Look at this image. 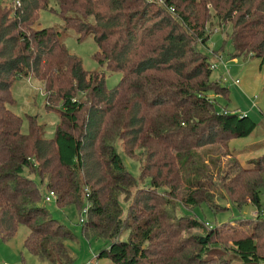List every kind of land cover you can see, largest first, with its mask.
I'll use <instances>...</instances> for the list:
<instances>
[{
  "label": "trees",
  "instance_id": "1",
  "mask_svg": "<svg viewBox=\"0 0 264 264\" xmlns=\"http://www.w3.org/2000/svg\"><path fill=\"white\" fill-rule=\"evenodd\" d=\"M41 9L57 14L61 28L34 27ZM213 20L228 25L222 39L231 43L230 57L264 64V0H0V237H13L25 224L30 253L53 264L74 261L65 242L74 233L44 205L33 173L54 190L58 206L88 200L82 232L107 241L98 255L111 264H264L258 232L235 234L226 245L215 224L167 211L178 194L186 205L211 206L213 183L203 180L210 171L200 160L208 152L195 151L225 147L257 124L248 114L218 109L210 96L229 92L212 77L203 49ZM67 29L79 41L92 34L96 61L121 73L115 84L108 86L103 71L90 72L69 52L62 40ZM27 75L43 83L56 108L51 137L35 117L23 129L10 107L14 83ZM117 141L125 153L144 156L141 177H149L124 216L120 197L131 195L137 178ZM249 163L225 172L221 185L233 203L248 196L260 206L256 175L264 173V154Z\"/></svg>",
  "mask_w": 264,
  "mask_h": 264
},
{
  "label": "rangeland",
  "instance_id": "2",
  "mask_svg": "<svg viewBox=\"0 0 264 264\" xmlns=\"http://www.w3.org/2000/svg\"><path fill=\"white\" fill-rule=\"evenodd\" d=\"M4 1L11 3V0ZM39 14L34 27L52 25L61 28L62 19L57 14L45 9H41ZM226 29H228L227 24L218 25L216 20H213V23L207 28L211 34L207 40V46H204L203 49L210 53L211 64L216 62V67L212 70V77L229 89L228 97L215 93H210V96L214 98L218 109L226 108L248 114L257 124L249 135L233 138L236 140L233 145L235 147L230 143L231 138L225 147L218 148L219 144L215 143L195 151L197 155L208 152L207 155H202L200 160L208 163L207 168L210 171L207 178L203 180L207 184L213 183V186L209 187L212 194L211 206L206 203L193 206L186 205L180 200L181 196L178 194L173 199L174 204L168 207L167 211L172 216L188 213L210 225L215 224L222 231L220 239L226 245L231 244L235 234L258 232L255 239L259 251L264 254V229L262 227L256 229L260 218L264 217V173L256 175L259 177V184L257 185H259L258 188L260 187V206L255 205L248 196H246L244 203H240V201L233 203L221 185L224 180L222 176L225 172L226 174L234 173V170L239 166H251L250 159L264 154V64L260 66V60L257 57H230L228 53L231 51V43L230 41L223 42L222 39ZM63 31L62 40L67 49L70 53L81 58L82 64L87 70L90 72L103 71L108 86H112L119 80L121 76L119 71L107 70L94 58V53L98 47L92 34L79 41L77 40V33L73 29ZM221 46L224 50H221ZM236 78L239 82H235ZM13 94L16 101L10 107L22 117L23 129H26L28 119L35 117L36 121L44 126V136L51 137L58 120V114L52 102L50 103L46 99L43 83L29 75L22 76L14 83ZM116 144L125 166L137 178L135 186L131 187V195L128 198L120 197L125 206L122 213L124 216L127 207L132 202L134 192L137 188L146 186L149 183V177H141V167L145 163L144 156H140V154L129 155L125 153L121 141H117ZM231 175L233 174L228 175V177ZM30 176L39 186L42 202L49 209L51 215L66 224L74 233L73 239L65 241L74 257L71 264H111L109 257L98 255L99 251L107 246V241L100 237H87L82 232L83 223L79 218L80 216L84 217L82 208L89 204L88 200L85 198L81 207L74 204L58 206L54 198L45 200L48 190L38 175L31 173ZM248 180L254 182L255 177L249 176ZM243 192H241V197ZM28 232L29 227L27 225L19 224L13 237L9 239L0 237V264H6V262L11 264H53L37 258L24 247L23 241ZM127 234L128 231L125 230L120 237L127 238Z\"/></svg>",
  "mask_w": 264,
  "mask_h": 264
},
{
  "label": "built area",
  "instance_id": "3",
  "mask_svg": "<svg viewBox=\"0 0 264 264\" xmlns=\"http://www.w3.org/2000/svg\"><path fill=\"white\" fill-rule=\"evenodd\" d=\"M16 3L19 4V3H20V0H16ZM211 67H212V68H215V67H216V62H215V63H212V64H211ZM235 82H239V80L236 78V79H235ZM55 196H56V194H55L54 190L49 189V190H48V194H47L46 197H45V200L48 201V200H50V199H52V198L55 199ZM88 206H89V204H87L86 206H84V207L82 208V213L84 214V217H81V216H80L79 219H80L81 222L84 221L85 218H86V214H87ZM6 264H11V263H10V262H6Z\"/></svg>",
  "mask_w": 264,
  "mask_h": 264
},
{
  "label": "crops",
  "instance_id": "4",
  "mask_svg": "<svg viewBox=\"0 0 264 264\" xmlns=\"http://www.w3.org/2000/svg\"><path fill=\"white\" fill-rule=\"evenodd\" d=\"M260 66H261V64H260ZM235 141H236V140H233V138H232V140H231V142H230V143L232 144V146L234 145ZM236 143L240 144L239 142H236ZM233 147H235V146H233Z\"/></svg>",
  "mask_w": 264,
  "mask_h": 264
}]
</instances>
